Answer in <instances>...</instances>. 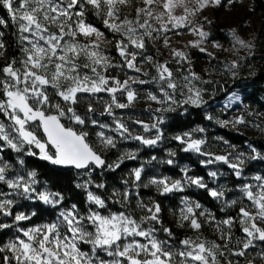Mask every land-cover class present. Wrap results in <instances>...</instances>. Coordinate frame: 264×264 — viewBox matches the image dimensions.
Here are the masks:
<instances>
[{
	"label": "snow or ice",
	"instance_id": "6c2138e0",
	"mask_svg": "<svg viewBox=\"0 0 264 264\" xmlns=\"http://www.w3.org/2000/svg\"><path fill=\"white\" fill-rule=\"evenodd\" d=\"M223 6L222 0H0L16 29L19 50L18 56H9L0 31V264H239L240 258L254 264L249 250L264 245V171L245 172L253 162L264 164V150L250 143L247 151L237 152L228 140L214 136L232 149L216 154L206 150V126L197 125L171 135L175 150L167 148L162 158L141 159L128 169L107 197L101 192L107 190L106 179L94 176L96 170L114 174L126 160L140 159L141 149L158 147L167 122L175 120L171 114L183 116L189 108L201 110L204 121L220 128L251 127L264 135V125L248 119L262 114L250 110L247 96L225 94L220 111L239 113L229 118H221L210 103L219 90L211 77L224 74L235 80L241 62L254 53L252 41L235 28L227 32L230 50L212 39V21L204 12ZM169 33L195 38L175 48ZM159 42L170 59L157 58ZM149 46L156 55L149 54ZM209 47L235 58L220 60L212 72L205 68V79L195 71L188 49L207 56L211 66L216 56ZM240 50L246 55L240 56ZM141 95L149 104L144 109L149 122L129 113L136 130L116 110L132 109ZM127 142L138 147L118 149ZM113 150L119 154L109 160ZM179 153L197 156L203 167L226 166L235 187H209L178 164ZM158 166L179 172L169 176ZM42 168L44 182L38 179ZM73 172L77 180L88 177L74 186L83 193V207L66 198L72 188L58 184ZM222 175L207 172L213 182ZM191 187L221 202V211L236 208L235 216L217 219L185 194ZM141 188L154 190L146 202ZM226 191L237 197L226 200ZM178 194V212L168 211L177 229L192 233L183 238L163 218V200ZM115 205L119 209L113 210ZM205 225L216 239L204 236ZM257 258L264 264V250Z\"/></svg>",
	"mask_w": 264,
	"mask_h": 264
},
{
	"label": "trees",
	"instance_id": "16d2710c",
	"mask_svg": "<svg viewBox=\"0 0 264 264\" xmlns=\"http://www.w3.org/2000/svg\"><path fill=\"white\" fill-rule=\"evenodd\" d=\"M234 2L243 1L247 3V9L243 16V20L247 18L254 19L256 23V33L254 35V53L252 56L247 57V63H242V67L240 70L239 76L233 80L230 76L219 74H214L211 78L215 81L219 82V90L215 93V95L211 98L210 103L216 110V114H218L221 118H229L233 115L239 114L238 111L233 108L228 112H221L220 107L221 104L219 103L225 97V94H231V92H236L242 96H247L248 99L245 101L250 105V110L255 113H260L262 115H254L252 117H248V119L253 120L257 123L264 125V0H231ZM237 4V3H236ZM90 19L95 21L94 17H89ZM0 19L5 21L4 25H0V31L4 33L3 39L8 44V55H19V50L16 45V29L12 25V21L7 15L6 10L0 8ZM97 26L102 28V25L99 24L97 21ZM239 26V25H237ZM212 33V39L219 41L226 48H231L233 46V42L231 38L227 35L229 27L225 26H217V27H210ZM111 38V37H109ZM157 47L160 49V55L157 56L158 59L161 61L167 59L166 55L162 52V47L160 43H158ZM149 54L156 55V48L149 46L148 49ZM115 56V52L112 53ZM191 59L194 64L195 71L204 75L205 79L209 77L204 74L203 70L205 68L208 69L209 72H212L213 66H217L220 60L225 59H234L235 57L230 54L222 57H216L215 60L211 61V66L209 64V60L207 56L200 54L198 51H191L190 52ZM245 51L240 56H245ZM3 61L0 60V63ZM173 69H175L176 65H171ZM249 67H251L252 72H249ZM219 71V68L216 69ZM131 74V73H130ZM112 75H117V72L113 71ZM120 78H124L123 72L119 73ZM142 88H147V86H141ZM208 99V97H205ZM86 107V102H84L80 106V111H83ZM149 104L143 99V95L138 100V102L134 105L132 109L127 110H116V114L118 116H123L124 119L129 123L130 127L139 130L138 126L131 125V121L128 119V114L132 113L134 117L143 119L145 122H149V114L144 111L145 108H148ZM155 107V105H152ZM102 110L101 106H97V111ZM175 117V120H169L165 127V140L162 144H160L156 148H144L140 151V159L135 161L126 160L122 165L121 168L118 169L114 174L109 173H101L99 170H96L94 173L95 177H99L102 180L106 179L107 181V190H101L102 194L107 197L109 193L112 191V188L120 187L119 181L122 174L126 173L128 169L139 166L141 159L142 160H149L152 156H156L157 159H160L164 156L165 149L176 148L175 142L171 141L170 137L174 133L180 131H186L191 128L196 127L197 125L201 127L207 128L206 132V139L207 145L206 150H211L216 154H223L225 151L232 152V149L229 148L227 145H224L221 142H218L213 139L214 136H221L224 139L229 141V144L234 145L237 152L239 151H247L248 145L251 143L253 146L257 147L260 150H264V135L261 134L259 129L255 128H243L241 127L239 130H233L229 127L220 128L219 126L210 123L208 121H204L202 118L201 110L195 108H189L188 112L181 116L178 113L171 114ZM101 120H105L106 122H110V119L105 117H99ZM199 136L200 134H196ZM138 145L134 142H127V143H120L118 145V149H135ZM119 154L117 150H113L109 152L108 159L113 160ZM177 162L179 165H187L191 172L190 174H197L203 177L205 183L208 184L211 188H219L221 185H224L225 188H234L235 184L233 183L234 177L230 175V170L227 169L226 166L222 165H210L208 167H203L199 163V158L195 155H186L184 153H179ZM38 163V162H37ZM159 171L164 172L169 176H176L179 172V168L171 169L168 166H158ZM209 170H218L220 173H223L222 176H218L216 181L213 182L207 176V172ZM41 175L38 179L41 182H44L47 179L46 170L39 169ZM264 171V164L260 163H251L247 166L245 175H251L253 172H260ZM88 179V177L81 176L79 180H77L75 173H71L65 176H61L59 178L58 184L59 187L62 188H72L73 191H65V196L68 201L76 202L83 207V193L79 189H75V183L83 182L84 180ZM55 190V189H54ZM140 195L147 201L148 196L154 195L153 189H143L139 190ZM186 195L190 199L196 200L202 204L204 208H207L211 211L217 219L224 218L228 213L235 216L236 208L225 209L221 211L222 204L219 201L213 200L211 197L207 195V193L203 190H198L195 187H191L186 189ZM179 194L176 197H168L167 199L163 200V207L164 211V222L167 226L171 227L173 232L176 233L177 238H183L185 233L187 232L186 229L181 230L175 227V217L169 213L168 209L172 208L173 210L178 212L179 208ZM237 194L235 192H225V199L231 200L235 199ZM119 205H115L113 210L119 209ZM132 207H135V202L133 201ZM238 207V206H237ZM139 215V213H137ZM235 231V230H234ZM187 234L192 235V233L187 232ZM204 236H206L209 240L216 239L215 235L213 234V230L208 226L205 225L204 227ZM236 235H240V233L236 232ZM4 240H7L8 237L4 236ZM264 250V245L257 244L256 247L248 252V259H254V264H261L259 259L257 258L258 253ZM2 255V254H0ZM233 264H237L236 260L233 261ZM239 264H245L244 258H240Z\"/></svg>",
	"mask_w": 264,
	"mask_h": 264
},
{
	"label": "rangeland",
	"instance_id": "374dc122",
	"mask_svg": "<svg viewBox=\"0 0 264 264\" xmlns=\"http://www.w3.org/2000/svg\"><path fill=\"white\" fill-rule=\"evenodd\" d=\"M224 3L223 7L211 8L204 12L205 16H208L212 21V24L208 27H217V26H225L229 28H235L237 30V34L246 40H251L254 44V35L256 33V23L254 19L247 18L243 20V16L247 9V3L243 1L228 3L227 0H222ZM237 3V4H236ZM239 25V26H237ZM169 37L171 40L170 47L175 48H183L184 44L194 39L195 37L185 34L183 36H175L169 33ZM162 47L163 54L166 55L167 59H170L168 56V50L163 48L162 42H159ZM222 45V44H221ZM223 49L230 50L231 48H226L222 45ZM189 52L193 51L188 49ZM209 51H213V54L216 57L228 56L231 54L230 51H217L213 50L209 47ZM244 50H240L239 55H241Z\"/></svg>",
	"mask_w": 264,
	"mask_h": 264
}]
</instances>
